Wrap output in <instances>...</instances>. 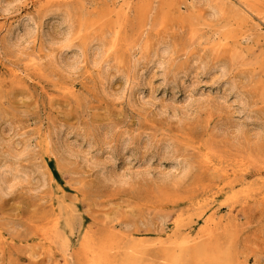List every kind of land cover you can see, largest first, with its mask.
Returning a JSON list of instances; mask_svg holds the SVG:
<instances>
[{"label": "rangeland", "instance_id": "obj_1", "mask_svg": "<svg viewBox=\"0 0 264 264\" xmlns=\"http://www.w3.org/2000/svg\"><path fill=\"white\" fill-rule=\"evenodd\" d=\"M255 8L264 16L260 0H0V161L13 181L0 192V264H87L83 244L106 237L119 243L116 264L131 244L141 264H166L178 229L206 234L195 247L230 264H264ZM81 14L88 30L66 48ZM226 30L237 38L213 51ZM113 35L119 60L105 66L91 47ZM166 44L174 53L154 56Z\"/></svg>", "mask_w": 264, "mask_h": 264}, {"label": "bare ground", "instance_id": "obj_2", "mask_svg": "<svg viewBox=\"0 0 264 264\" xmlns=\"http://www.w3.org/2000/svg\"><path fill=\"white\" fill-rule=\"evenodd\" d=\"M260 2L264 3V0H260ZM128 6H129V3L124 4L123 6H121V8H119V11H125V9H127ZM77 10H79V9H77ZM253 11L257 12L258 15H256V17L258 16L259 21L264 20L263 12L258 11L257 8H255V10H253ZM232 13H233V15L237 21H239L240 23L244 22L243 20H245V16L242 12L232 11ZM189 18H190V16H189ZM195 22H197V21H195ZM74 24H73V27L69 28L67 35L64 38V45L66 48L70 47L76 38H79V36L84 31L88 30L89 20L87 19L86 15L81 14L77 19V23L75 25ZM228 26H230L229 23H226L224 25V27H228ZM241 29L242 28H240V30ZM234 33L236 34V32L234 30H230L228 32L226 30L224 33H221L220 40H219L217 46L214 47L213 51L217 52V51L221 50L224 46H228L229 40H234L237 38V35H235ZM115 35H113V37H111V39H106L105 37L98 38L97 39L98 42L95 43L96 45L94 44V47H93V45L91 47L92 50L94 49V51H93L94 56L96 58H98L99 60H104L105 66H106V64H109L111 57H114L116 60H119L117 55H114V50H115L116 42H117V36L115 37ZM244 36L245 35H242L241 39L236 40L234 44L235 45L240 44L241 40H244V38H245ZM222 41H224L225 44H223ZM90 44H93V43L91 42L88 44L86 42V43L81 44L80 48L84 51V53H81L82 50L80 51L81 56H83V54L86 55V53L90 50V46H91ZM137 46L139 47V45H137ZM147 49H148L147 46L143 47V50L145 52ZM78 53H79V51H78ZM173 53H174L173 47L166 44V45L162 46L161 50L157 49L155 51L154 56H158V55L160 56L161 55L163 58V57H166L168 55L171 56ZM139 54L140 55L142 54L141 51H139ZM238 58H239V53L234 48V50L232 51L231 59H230L231 64L234 61H236V59H238ZM140 60H142L141 57L139 58V61ZM157 62L160 65L164 63L163 59L159 60ZM117 63L119 64V61ZM117 63H116V65H117ZM111 64H113V62ZM135 64H138V63H135ZM222 68L225 69L224 66ZM101 74H102V71L99 72V75H101ZM134 77L135 76H133L132 79ZM132 79H131V82L134 83L135 80L137 79V77H136V79L135 78L133 80ZM129 80L130 79H128V81ZM132 87L133 86H131V88ZM132 89H134V88H132ZM187 162H189V160ZM209 163L211 164V161H209ZM11 170H12V167H11L8 160H5L4 162L0 163V192L1 193L7 194L10 191V189L13 187V181H12V179L11 180L9 179V176L11 174ZM68 217H69V215H68ZM206 222L209 223L208 226H213V227L215 226L213 230H215V231L218 230L219 224H217V219L213 215ZM55 225L58 228L59 223L57 220H56ZM179 225L180 224L177 225V228H180L182 224L180 226ZM211 233H214V231H209L207 234L210 235ZM59 235L63 238V241H64L63 247H64V252L66 254L68 252V249L70 246V241L68 238L65 237L64 234L59 233ZM203 237L205 238L206 234L194 236L190 232H187V234H184L181 230L178 229L176 234L173 237L169 238L168 241H166L168 244H170V246L168 247V250L164 256V260L166 261V264H180L181 262L187 261V260H193L197 264H230V258L228 256V254L221 251L220 249L217 250L216 252H208L207 248H205L201 245L195 247L196 243L198 241H200ZM101 239H103V238H101ZM83 245H84L83 255L87 260V264H116L117 263L113 260V257H112L113 251L115 249L119 248V243L117 240L112 239L110 237H106L105 241L100 240L99 242H96V241H93L92 239H90V240L86 241V243ZM137 247H139L138 244L137 245L131 244L129 250L124 254L123 259H122L120 264H141L143 262V259H145L144 256H146V254H144L143 250H140V251L135 250ZM83 263H85V262H83Z\"/></svg>", "mask_w": 264, "mask_h": 264}]
</instances>
